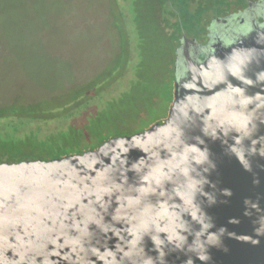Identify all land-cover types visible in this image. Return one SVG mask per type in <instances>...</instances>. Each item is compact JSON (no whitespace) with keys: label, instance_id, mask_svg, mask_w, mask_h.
I'll list each match as a JSON object with an SVG mask.
<instances>
[{"label":"water","instance_id":"water-1","mask_svg":"<svg viewBox=\"0 0 264 264\" xmlns=\"http://www.w3.org/2000/svg\"><path fill=\"white\" fill-rule=\"evenodd\" d=\"M205 30L162 121L0 162V264H264V0Z\"/></svg>","mask_w":264,"mask_h":264},{"label":"rangeland","instance_id":"rangeland-1","mask_svg":"<svg viewBox=\"0 0 264 264\" xmlns=\"http://www.w3.org/2000/svg\"><path fill=\"white\" fill-rule=\"evenodd\" d=\"M114 1L0 0V109L9 115L0 124V138L10 141L6 145L0 142V161L49 158L54 148L46 150L37 143L82 116L78 113L74 118L53 121L73 108L70 103L75 86L89 82L120 58L116 34L109 25V8ZM227 1L233 3V9L235 2ZM190 6L191 13L196 7L201 9L196 16L199 30L220 16L217 13H226L227 7L214 5L213 0H190ZM184 32L188 38L195 37L193 29ZM204 33L199 38H205ZM172 53L168 46H157L147 38L142 48L134 50L129 72L114 74L119 80L114 96L123 95L139 108L146 101L149 106L143 114L129 116L138 117V123L126 119L103 137L139 132L166 117L173 99ZM140 54L144 60L138 67ZM125 79L132 82L130 93L124 91ZM30 116L38 118L35 124H28ZM9 124L13 128L7 129ZM89 143L81 145V151L91 149L88 147L93 142Z\"/></svg>","mask_w":264,"mask_h":264},{"label":"trees","instance_id":"trees-1","mask_svg":"<svg viewBox=\"0 0 264 264\" xmlns=\"http://www.w3.org/2000/svg\"><path fill=\"white\" fill-rule=\"evenodd\" d=\"M232 2L242 4L245 0H233ZM213 4L216 6L226 5L227 10L233 3L227 0H213ZM190 7V0H116L113 2L109 8V25L116 34V50L118 49L121 56L111 65V68L105 66L89 82L75 86V95L70 103L73 108L66 110L67 112L63 111V114L53 121L74 118L78 113L82 116L76 122L70 121L61 125L57 132L45 136L37 143L38 146L46 150L54 148L55 153L46 159L82 152L85 149L81 151V145H86L88 142H90L89 144L93 142L88 148L95 149L106 139L103 134L111 127L119 126L126 119H131V124L138 123V117L129 116L138 112L140 115L143 114L148 109L149 102L146 101L143 107L139 108L134 106L131 99L128 100L123 95H120L119 98L114 96V87L119 81L114 74L118 71L129 72L131 63L134 61L132 56L134 50L142 48L147 38L152 40V44L168 46L171 49V53H173L170 65L173 70L175 48L179 44L181 32L188 28L193 29L194 35L199 37L204 31L197 29L199 19L196 16L200 13V7H196L194 13L190 12L192 11ZM220 14L221 12L217 13V15ZM141 57L142 54L140 57L137 56L138 62H140L138 67L144 60ZM124 82V91L130 93L133 89L132 82L129 79H125ZM126 99L127 101L124 103ZM151 99V96L147 97L148 101ZM122 106H126L127 110H124ZM8 116L0 109V124ZM36 120H38L36 116H30L28 124H35ZM6 128L13 127L9 124ZM35 137L37 138V136ZM93 139L97 143H94ZM0 142L1 145H6L10 141L0 138Z\"/></svg>","mask_w":264,"mask_h":264},{"label":"flooded vegetation","instance_id":"flooded-vegetation-1","mask_svg":"<svg viewBox=\"0 0 264 264\" xmlns=\"http://www.w3.org/2000/svg\"><path fill=\"white\" fill-rule=\"evenodd\" d=\"M248 1H250V0H245V3L244 4H238V3H236L235 2V5H234V7H233V9H231V7H229V9H227L226 10V13H224V14H228V13H232V12H235V11H237V10H240V9H242V8H244L246 5H247V3H248ZM221 15V14H220ZM223 15V14H222ZM204 37L206 36V33H207V31L206 30H204ZM199 37H200V35H199ZM199 37H191V38H196V39H198V41H199ZM205 39H207L206 37H205ZM206 40H204L203 39V41H201V42H205Z\"/></svg>","mask_w":264,"mask_h":264}]
</instances>
